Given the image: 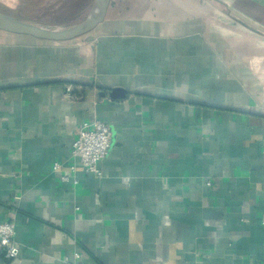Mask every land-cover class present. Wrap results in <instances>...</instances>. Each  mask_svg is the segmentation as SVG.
Here are the masks:
<instances>
[{"label": "crops", "instance_id": "crops-1", "mask_svg": "<svg viewBox=\"0 0 264 264\" xmlns=\"http://www.w3.org/2000/svg\"><path fill=\"white\" fill-rule=\"evenodd\" d=\"M93 118L112 130L99 177L72 156ZM263 217L264 0H111L67 42L0 31V223L20 250L0 264H264Z\"/></svg>", "mask_w": 264, "mask_h": 264}, {"label": "built area", "instance_id": "built-area-1", "mask_svg": "<svg viewBox=\"0 0 264 264\" xmlns=\"http://www.w3.org/2000/svg\"><path fill=\"white\" fill-rule=\"evenodd\" d=\"M63 97L68 100L74 99V89L71 85H67ZM112 146V130L110 126L99 119L93 118L84 121L77 134L72 147V156L79 161V165L89 174L100 176L101 172L99 164L107 158ZM62 165L56 163L54 170L61 169ZM77 165L70 166V171L76 172ZM63 181L68 180V176L61 177ZM209 185H211L209 183ZM264 225V217L262 218ZM15 226L13 223H0V248L3 255L8 260H14L19 256V247L15 240ZM74 262L71 264H84L79 260L80 254L75 253Z\"/></svg>", "mask_w": 264, "mask_h": 264}, {"label": "water", "instance_id": "water-1", "mask_svg": "<svg viewBox=\"0 0 264 264\" xmlns=\"http://www.w3.org/2000/svg\"><path fill=\"white\" fill-rule=\"evenodd\" d=\"M110 2L111 0H93L92 7L84 20L71 26L60 28L43 26L0 11V31L47 42L71 41L90 34L101 24L106 17ZM109 95L113 99L126 97L123 89H114Z\"/></svg>", "mask_w": 264, "mask_h": 264}, {"label": "rangeland", "instance_id": "rangeland-1", "mask_svg": "<svg viewBox=\"0 0 264 264\" xmlns=\"http://www.w3.org/2000/svg\"><path fill=\"white\" fill-rule=\"evenodd\" d=\"M92 0H13L0 1V11L34 23L51 27H67L82 21V9L88 11Z\"/></svg>", "mask_w": 264, "mask_h": 264}, {"label": "trees", "instance_id": "trees-1", "mask_svg": "<svg viewBox=\"0 0 264 264\" xmlns=\"http://www.w3.org/2000/svg\"><path fill=\"white\" fill-rule=\"evenodd\" d=\"M66 88V87H65ZM261 223H262V220H261Z\"/></svg>", "mask_w": 264, "mask_h": 264}]
</instances>
